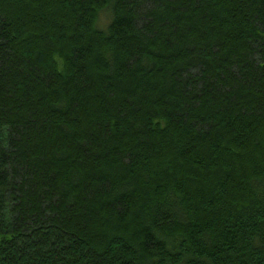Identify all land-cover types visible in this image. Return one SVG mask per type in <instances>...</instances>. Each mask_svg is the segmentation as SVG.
Masks as SVG:
<instances>
[{"label": "trees", "instance_id": "obj_1", "mask_svg": "<svg viewBox=\"0 0 264 264\" xmlns=\"http://www.w3.org/2000/svg\"><path fill=\"white\" fill-rule=\"evenodd\" d=\"M0 264H264V0H0Z\"/></svg>", "mask_w": 264, "mask_h": 264}, {"label": "rangeland", "instance_id": "obj_2", "mask_svg": "<svg viewBox=\"0 0 264 264\" xmlns=\"http://www.w3.org/2000/svg\"><path fill=\"white\" fill-rule=\"evenodd\" d=\"M108 18H109L108 12L101 13L97 27L101 30H104L105 26L107 25Z\"/></svg>", "mask_w": 264, "mask_h": 264}]
</instances>
